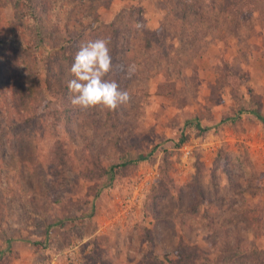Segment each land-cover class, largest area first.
I'll return each instance as SVG.
<instances>
[{
    "label": "rangeland",
    "instance_id": "1",
    "mask_svg": "<svg viewBox=\"0 0 264 264\" xmlns=\"http://www.w3.org/2000/svg\"><path fill=\"white\" fill-rule=\"evenodd\" d=\"M242 1L32 0L36 23L0 0V264H147L181 239L211 264L264 258V0ZM99 38L130 95L108 125L56 91Z\"/></svg>",
    "mask_w": 264,
    "mask_h": 264
},
{
    "label": "clouds",
    "instance_id": "2",
    "mask_svg": "<svg viewBox=\"0 0 264 264\" xmlns=\"http://www.w3.org/2000/svg\"><path fill=\"white\" fill-rule=\"evenodd\" d=\"M135 27L142 25L137 23ZM109 44L110 40L99 38L82 45L76 53L70 68L74 78L68 81L73 106L81 110L97 106L115 110L129 102L130 95L126 90H121L115 80L105 79L113 68Z\"/></svg>",
    "mask_w": 264,
    "mask_h": 264
},
{
    "label": "trees",
    "instance_id": "3",
    "mask_svg": "<svg viewBox=\"0 0 264 264\" xmlns=\"http://www.w3.org/2000/svg\"><path fill=\"white\" fill-rule=\"evenodd\" d=\"M240 1V4L243 3L242 0H230L229 4H236V2H239ZM30 2H32V0H28V3H27V15H29V17L33 20L36 19V23H37V14L32 10L31 8V5H30ZM248 3L252 2V0H247ZM237 5V4H236ZM238 6V5H237ZM233 7V6H232ZM257 11H260L259 9H256ZM232 14H234L235 12L238 14V15H235V18L238 19L236 24H237V27L238 29L240 28L239 26H241V24H245L247 21L249 20H246L245 16H244V12L245 10L242 9V11L240 9H236L235 12L231 11ZM254 12V11H253ZM264 10L263 11H260L259 15L261 17H264ZM240 13V14H239ZM243 19L244 22H240V20ZM251 22V21H250ZM242 24V25H243ZM37 32L38 34L41 35V26H38L37 27ZM37 45H41V43L43 42V36L42 37H39L37 38ZM6 43V40L5 38L3 37H0V51L3 47V45H5ZM110 54L113 58L114 56V53H113V47L110 48ZM114 59V58H113ZM2 71L0 70V73ZM117 74V73H116ZM110 75V72L107 74V76L105 77V79H108V80H111V78L109 77ZM116 81H117V78H116ZM6 86V85H5ZM65 88V89H63ZM54 89V88H53ZM53 89H50L51 91ZM60 89V90H59ZM58 91L60 93V95L62 94H65V90L68 89V85H63L59 88ZM59 95V94H58ZM56 98H59V96H56ZM119 108V107H118ZM118 108H116L115 110H108L107 109V120H106V123L105 124H109L110 122H112L113 120H116L117 119V111H118ZM64 113V125L67 127L68 126V123L70 122V119H71V111H72V108L70 107H67L65 104H63V110H62ZM246 113V111H240L236 116L234 117H231V119H235V118H238L240 117V115H242V113ZM253 113H255L258 117H260V113L259 111L257 110H253L252 111ZM20 117L21 115L18 114ZM23 117V116H22ZM228 119H226L225 121H227ZM197 128H200V124H197ZM201 130H206V129H202ZM94 156H98L100 157V153L99 154H96ZM93 157V156H91ZM138 162V160H130V161H127V162H123L121 164H113L111 166V168L108 170L107 168L103 167L102 168V175H106L108 174V171H110V173H113V176H115V174L117 175L118 173H120L123 169H127L130 165H136ZM167 189V190H166ZM170 188L165 184V185H162L160 186L159 190H158V193L160 195H168L170 194ZM249 190H243L241 191L239 194L240 195H245L246 192H248ZM249 193V192H248ZM158 195V194H157ZM250 211V208L247 209L246 207L243 209V215L246 216V212H249ZM71 220V218L67 217V218H63L60 222H57V223H53V224H50L49 226H47L46 228V232L47 234L50 233V230L53 228V226L57 225V224H60V223H64L65 221H69ZM254 223L252 224V228L255 230L256 229V224L258 223L259 220L256 221L253 220ZM148 238H149V241L152 242V236L150 234V232L148 233ZM202 257V258H201ZM253 264H264V258H253ZM147 264H211V261L207 258V257H203L200 253H199V247L198 246H195V245H187L183 239H181L180 243L178 244V246L175 248V250L173 251L172 255H164V256H158L156 254H151L150 255V258L147 262Z\"/></svg>",
    "mask_w": 264,
    "mask_h": 264
}]
</instances>
